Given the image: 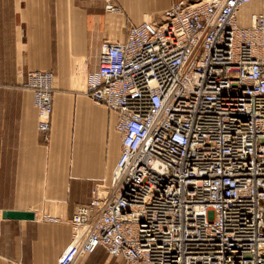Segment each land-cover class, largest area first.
I'll list each match as a JSON object with an SVG mask.
<instances>
[{
  "label": "built area",
  "instance_id": "built-area-1",
  "mask_svg": "<svg viewBox=\"0 0 264 264\" xmlns=\"http://www.w3.org/2000/svg\"><path fill=\"white\" fill-rule=\"evenodd\" d=\"M251 1L180 0L100 43L85 93L116 115L121 149L57 264L98 247L122 264H264V0ZM21 86L48 143L53 73Z\"/></svg>",
  "mask_w": 264,
  "mask_h": 264
},
{
  "label": "crops",
  "instance_id": "crops-1",
  "mask_svg": "<svg viewBox=\"0 0 264 264\" xmlns=\"http://www.w3.org/2000/svg\"><path fill=\"white\" fill-rule=\"evenodd\" d=\"M178 1L111 0L118 7L111 12L104 0H0V211L35 215L3 218L0 264H57L75 206L109 179L121 149L116 115L85 93L99 45L124 40L132 24L158 20ZM258 8L259 0L248 5ZM45 69L55 82L48 143L36 128L31 91L21 86L30 71ZM41 212L67 221L38 220ZM112 257L98 247L76 264Z\"/></svg>",
  "mask_w": 264,
  "mask_h": 264
},
{
  "label": "water",
  "instance_id": "water-1",
  "mask_svg": "<svg viewBox=\"0 0 264 264\" xmlns=\"http://www.w3.org/2000/svg\"><path fill=\"white\" fill-rule=\"evenodd\" d=\"M3 218H14V219H34L35 215L29 211H2Z\"/></svg>",
  "mask_w": 264,
  "mask_h": 264
},
{
  "label": "rangeland",
  "instance_id": "rangeland-1",
  "mask_svg": "<svg viewBox=\"0 0 264 264\" xmlns=\"http://www.w3.org/2000/svg\"><path fill=\"white\" fill-rule=\"evenodd\" d=\"M88 77H89V76H88ZM54 83H55V82H54ZM54 87H55V84H54ZM106 181H107V180H106ZM100 182H102V180H101ZM100 182H99V183H100ZM39 216H40V213H39V215H38V218H39ZM38 220H39V219H38ZM105 255H106V254H105ZM106 256H107V255H106ZM109 261H110L109 264H120V262H121V260H120L119 258L117 259V258H113V257L110 258Z\"/></svg>",
  "mask_w": 264,
  "mask_h": 264
}]
</instances>
